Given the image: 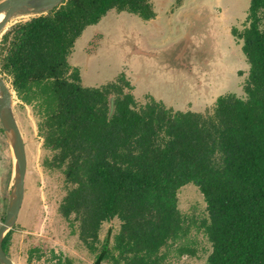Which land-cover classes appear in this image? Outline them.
Masks as SVG:
<instances>
[{
  "label": "trees",
  "instance_id": "1",
  "mask_svg": "<svg viewBox=\"0 0 264 264\" xmlns=\"http://www.w3.org/2000/svg\"><path fill=\"white\" fill-rule=\"evenodd\" d=\"M112 9L144 20L155 14L150 0H65L0 36V73L38 115L50 152L44 166L67 183L59 214L94 264L200 257L194 229L209 243L203 264H264V0H249L248 26L236 35L249 65L243 94L218 96L206 113L153 97L138 104L122 75L101 86L81 83L70 50ZM190 185L205 205L198 218L178 207V191ZM105 222L117 226L100 240ZM12 229L2 242L8 256ZM40 251L33 247L29 258ZM73 263L51 251L48 264Z\"/></svg>",
  "mask_w": 264,
  "mask_h": 264
},
{
  "label": "rangeland",
  "instance_id": "2",
  "mask_svg": "<svg viewBox=\"0 0 264 264\" xmlns=\"http://www.w3.org/2000/svg\"><path fill=\"white\" fill-rule=\"evenodd\" d=\"M150 2L155 13L150 19L112 9L82 31L68 62L78 68L83 85L118 82L122 75L138 104L153 97L173 109L201 113L211 112L220 95L243 94L249 65L241 50L242 40L236 35L248 26L249 0ZM29 17H14L6 28ZM12 93L14 113L25 141L27 170L24 199L7 253L14 264H48L51 251L70 257L73 264H94L95 254L58 212L67 183L59 170L44 166L43 158L50 152L42 147L38 115ZM10 161L11 151L0 126V170ZM178 207L196 218L205 209L201 194L192 185L178 191ZM4 212L0 213V222ZM111 224L117 226L116 222L102 224L100 240ZM190 234L196 237L200 257L176 259L171 253L164 264H203L209 243L198 230ZM33 247H38L41 254L29 258Z\"/></svg>",
  "mask_w": 264,
  "mask_h": 264
},
{
  "label": "water",
  "instance_id": "3",
  "mask_svg": "<svg viewBox=\"0 0 264 264\" xmlns=\"http://www.w3.org/2000/svg\"><path fill=\"white\" fill-rule=\"evenodd\" d=\"M65 0H0V36L14 17L46 13ZM0 73V126L11 151V175L8 187L7 205L0 222V264H14L5 253L2 242L5 235L17 221L25 194L27 158L25 141L14 113V94Z\"/></svg>",
  "mask_w": 264,
  "mask_h": 264
},
{
  "label": "crops",
  "instance_id": "4",
  "mask_svg": "<svg viewBox=\"0 0 264 264\" xmlns=\"http://www.w3.org/2000/svg\"><path fill=\"white\" fill-rule=\"evenodd\" d=\"M9 166L10 165H3V170H0V213L6 208L5 205L7 204L8 187L10 181Z\"/></svg>",
  "mask_w": 264,
  "mask_h": 264
}]
</instances>
